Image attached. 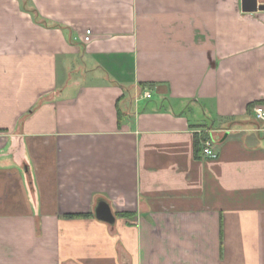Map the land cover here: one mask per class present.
Instances as JSON below:
<instances>
[{"label":"crops","instance_id":"0c3cea01","mask_svg":"<svg viewBox=\"0 0 264 264\" xmlns=\"http://www.w3.org/2000/svg\"><path fill=\"white\" fill-rule=\"evenodd\" d=\"M244 7L0 0V264H264V10Z\"/></svg>","mask_w":264,"mask_h":264},{"label":"built area","instance_id":"2783aa9c","mask_svg":"<svg viewBox=\"0 0 264 264\" xmlns=\"http://www.w3.org/2000/svg\"><path fill=\"white\" fill-rule=\"evenodd\" d=\"M257 6H264V0H256ZM92 37V31L88 30L85 33L84 41L90 42ZM142 97L145 99H151L152 95L149 92H143ZM254 116L259 122H264V107L262 105H256L253 108ZM214 140L212 137H208L203 141V155L207 159H217L218 152L214 150Z\"/></svg>","mask_w":264,"mask_h":264},{"label":"water","instance_id":"95a60500","mask_svg":"<svg viewBox=\"0 0 264 264\" xmlns=\"http://www.w3.org/2000/svg\"><path fill=\"white\" fill-rule=\"evenodd\" d=\"M252 4V7L247 8L248 4ZM244 7L246 11H256V10H264V6H257L256 0H244ZM95 216L98 220L113 224L115 222V217L112 213V210L110 208V205L104 201H101L96 210H95Z\"/></svg>","mask_w":264,"mask_h":264},{"label":"trees","instance_id":"16d2710c","mask_svg":"<svg viewBox=\"0 0 264 264\" xmlns=\"http://www.w3.org/2000/svg\"><path fill=\"white\" fill-rule=\"evenodd\" d=\"M208 137H210V134L206 132L195 135L194 152L196 157H201L203 155V141Z\"/></svg>","mask_w":264,"mask_h":264}]
</instances>
